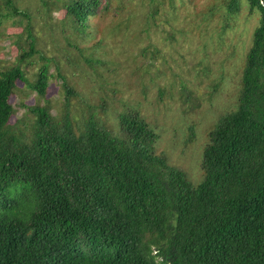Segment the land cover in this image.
Masks as SVG:
<instances>
[{"label": "trees", "instance_id": "trees-1", "mask_svg": "<svg viewBox=\"0 0 264 264\" xmlns=\"http://www.w3.org/2000/svg\"><path fill=\"white\" fill-rule=\"evenodd\" d=\"M228 2L259 22L238 107L210 130L198 184L156 153L159 134L138 111L120 115V135L93 120L78 132L68 96L60 118L46 100L22 104L29 132L12 124L18 82L41 97L52 78L67 88L48 60L27 77L34 38L0 70V264H264V0ZM2 3L0 22L28 17L17 0H4L7 12ZM99 4L69 0L66 18L87 36Z\"/></svg>", "mask_w": 264, "mask_h": 264}, {"label": "rangeland", "instance_id": "rangeland-1", "mask_svg": "<svg viewBox=\"0 0 264 264\" xmlns=\"http://www.w3.org/2000/svg\"><path fill=\"white\" fill-rule=\"evenodd\" d=\"M68 1L17 0L28 17L0 22V70L18 64L34 38L37 52L20 62L29 80L48 60L76 91L68 95L55 77L41 97L18 82L11 123L22 119L16 127L29 132L33 116L22 104L46 100L60 118L69 96L78 132L93 120L120 135V115L138 111L159 134L156 153L200 183L209 132L238 107L259 14L245 2L233 10L228 0H100L86 36L66 18Z\"/></svg>", "mask_w": 264, "mask_h": 264}]
</instances>
